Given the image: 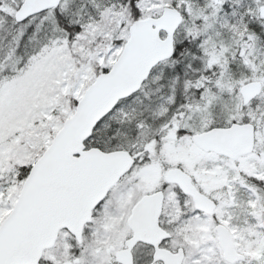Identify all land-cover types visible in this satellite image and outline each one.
Returning <instances> with one entry per match:
<instances>
[{
  "label": "snow or ice",
  "instance_id": "snow-or-ice-1",
  "mask_svg": "<svg viewBox=\"0 0 264 264\" xmlns=\"http://www.w3.org/2000/svg\"><path fill=\"white\" fill-rule=\"evenodd\" d=\"M0 264H264V0H0Z\"/></svg>",
  "mask_w": 264,
  "mask_h": 264
}]
</instances>
